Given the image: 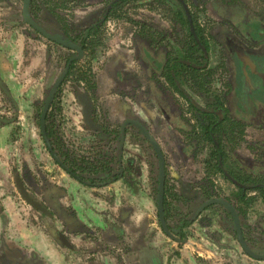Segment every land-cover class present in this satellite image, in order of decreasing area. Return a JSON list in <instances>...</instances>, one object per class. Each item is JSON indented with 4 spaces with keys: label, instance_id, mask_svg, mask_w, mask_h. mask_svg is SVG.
<instances>
[{
    "label": "crops",
    "instance_id": "crops-1",
    "mask_svg": "<svg viewBox=\"0 0 264 264\" xmlns=\"http://www.w3.org/2000/svg\"><path fill=\"white\" fill-rule=\"evenodd\" d=\"M262 2L264 0L256 3ZM261 6L246 8L250 13L261 15L259 20H250L244 28L247 41L254 49L260 43L264 46V33L258 30H264V8L260 13ZM130 19L136 25L116 19L107 21L110 26L107 45L101 55L90 57L91 86L79 92L86 93L92 103L91 121L95 128L89 130L83 119L82 123L89 130L95 149L107 147L113 153L120 151L116 171L99 173L92 176L91 181L81 183L59 166L62 171L54 166L57 170L52 179L42 182L47 179L46 174L35 176L32 165L42 162L41 169L46 172L48 154L24 150V138L16 137L12 132L19 118H5V109H0V264H264V260L250 258L241 250L233 233L222 228V218L204 213L216 205L202 211L185 226L182 239L178 236L169 238L161 229L157 221L154 180L150 179V175H154L156 158L146 165L136 143L151 146L134 126L126 125L122 133L121 126L131 120L139 122L160 146L165 162L166 207H171L172 198H192L194 180L188 176L190 173L185 167L188 163L171 167L168 161L171 155L173 160L178 157L177 149L178 152L184 149L171 129V92H167V89L171 90L170 85L155 72L158 68L160 73L163 70L161 60H166V52L160 51L148 37H140L142 23L152 27L151 31L148 28L145 31L154 36H162L165 27L171 25ZM13 27L2 26L0 34L3 36H0V91L7 100L15 103L14 92L9 87L15 82H12L8 61V55L14 51L10 53L6 46L8 32L13 31ZM28 35L20 38L17 47L20 45L25 51L28 44L31 71L40 73L39 80L43 81L53 73L48 66L49 55L53 56L49 45L53 44L46 46L37 42L36 36ZM235 40L241 43L238 37ZM37 51V56L41 54L42 69L35 67L38 59H32L33 52ZM250 52L261 55L264 47ZM35 84L36 80L29 76L24 91H30ZM40 90H44L42 86ZM73 90L76 92L77 89ZM78 94H74L75 111L82 112L77 102ZM19 106L22 108L14 107L17 113L28 108ZM42 108L43 105L39 129L43 140ZM50 110L51 107L47 114ZM100 113L105 116L104 123L93 119V115ZM17 123L18 127L23 125ZM101 128L106 134H99ZM32 139L36 138L33 136ZM43 143L48 153L44 140ZM18 160L22 165L17 169L14 165ZM114 175L119 178L111 181ZM21 189L41 210L22 197Z\"/></svg>",
    "mask_w": 264,
    "mask_h": 264
},
{
    "label": "rangeland",
    "instance_id": "rangeland-1",
    "mask_svg": "<svg viewBox=\"0 0 264 264\" xmlns=\"http://www.w3.org/2000/svg\"><path fill=\"white\" fill-rule=\"evenodd\" d=\"M109 1L110 0H34L32 14L36 23L47 29L53 30L57 28L61 30L69 38L75 40L76 44L80 46V38L83 32H85L90 25L98 26L99 20L102 17V11ZM197 1L199 0H186V4L189 12L192 13L196 21V27L201 30V38L206 43L208 51L207 69L202 72L201 76L202 81L206 83V87L201 88L199 86V78L198 80H191L189 75H185L184 77L180 75V78L185 80L184 83L181 84V89L185 90L189 97L200 107H205V100L203 98L205 95L204 90L206 89L214 96H220L229 110L231 111L232 109L233 114L237 115V112H241V108L237 105L238 97L235 96V92L231 90V86L235 83V73L233 60L231 61L228 55L229 47L226 45V41L227 39L232 41L238 37L247 50L251 49L255 52H257V50H262L264 46H262L261 43L255 49L251 46L245 36L247 33L244 31L246 24L250 20H259L261 15L258 16L256 13L254 14V12H248L246 8L244 9V7L238 5L237 2L227 5L222 2V0H209L206 4H201ZM259 1L261 0H249V3L253 6ZM153 2L154 4L152 6L154 7L151 13H149V7L140 9V6L133 7V3L126 5L123 8L126 13V18H138L140 20L139 22L142 20L144 22H164L165 24H170L171 27L168 28V26H166L162 36L160 34L154 36L143 30V33H139L140 37H148L154 45H158L160 51H165L167 54H170L171 57L182 56V49L184 47L182 44L184 45L188 33L185 27L179 25V22L176 20L177 17L174 16L177 5L172 1L164 2L158 0ZM22 5L23 0H0V34L2 32V26H6V28L11 26L17 27H13V31L8 32L9 37L8 42H6V46H8L10 53L14 51V53L8 55V61L11 67L10 74L12 76V82H15V85L9 86L14 92L12 98L15 96L13 99L15 103L7 100V97L0 91V109H5V118L15 119L17 117L16 119L19 118L17 122H21L25 125V127H23V125H19L20 127H18V125H16L18 123L16 122L12 131L16 137L21 135L24 138L25 142H23L22 145L24 150L30 149L38 154L40 152L44 155L48 154L50 169H48V166L47 171H43V169H41L43 165L42 162L39 165L35 162V165H32V167L35 176L46 174L45 177L47 176V179H42V182H49V180L52 179L53 172H56L55 170L57 169H61L54 162L50 153H47L45 150L40 135L39 114L49 90L65 69V59L71 54V51L61 47H55L54 44L51 45L50 42L48 43L46 39L29 28L21 18ZM164 6L171 8V10H173L172 13L168 14ZM263 8L264 2H262L260 13L263 12ZM109 27L107 22L102 26L99 25L98 29H95L98 31L94 30L96 33L90 37V44L88 43V47L84 49L83 46H80L83 55L81 59L78 60L77 67L73 70L72 75L62 81L63 83L57 88L56 95H54V99H56L53 113L54 117L49 119V125L51 127L50 132L52 133V142L54 144L52 147L56 148L61 159L70 165L77 174H83L81 175L83 177L88 175L89 178L100 173L101 165L104 161V157L101 158V155L106 149L105 147L101 150L95 149V145H93L95 143L89 136L90 132L82 123V112L75 111L76 103L73 89H77V92H84L86 89L90 88L91 81L87 73L89 72L90 57H95L103 53L107 45ZM223 33L228 37L227 39L218 36ZM28 34L36 36L37 42H41L46 46L50 44L49 46L51 49L49 52H53V56L52 54L49 55L50 59L48 62V66L53 69V73L49 74V78L43 80L44 82L39 80L40 73H35V70L31 71L29 66L30 58L27 53L28 44L25 46V51L20 45L17 47V43L20 44V38H23V36L27 38L29 37ZM38 52L39 51L33 52L32 59H38L35 67L37 69L41 67L42 69L43 64L40 63L42 62L40 57L41 54L39 53L37 56ZM162 60L161 66L164 67L163 70L160 73L161 69L158 68L155 72L164 78L166 60ZM30 73H33L34 77L30 75ZM29 76L35 79L37 84L32 86L33 88L31 87L30 91L26 92L24 91L26 88H24V86L29 80ZM35 77H37V79ZM257 81H264L263 73L260 78L251 84H255ZM246 83L248 84V82ZM41 86L44 89L42 92L40 90ZM169 87L171 90L167 89V92H171V94H169L171 98V129L176 133V138L180 141L179 146H181L184 151L178 152L177 149V156L179 158L177 157L173 160L171 155V159L168 161L171 162V167H176L178 163L185 165L188 163V165L185 166L190 173L188 176L194 180L191 185L195 188L194 192H197L196 194L200 197L197 199L198 201L196 200L194 203L192 200L190 201L187 199H171V207H166L164 211V215H166V226L169 232L176 235L178 233L177 227H179V224L192 218L193 215L191 214H194V210L199 205L198 202L201 201L203 197L210 196V199H222L231 204L238 215L246 245L255 254L263 255L264 203H262L254 193H250L249 196L256 198V200L248 203L239 202L238 194L232 184L226 181L220 173L207 165L208 161L212 163L210 156L211 148L201 136L200 124L203 123L201 122L202 117L191 108V106L178 94L175 88L171 85ZM19 105H25L28 106V108H25V111L17 113L14 107L17 106V108H19ZM55 108H58L59 111H55ZM16 113L17 115H15ZM230 113L232 114V112ZM104 118L105 116L103 113L93 115L94 120L101 121L102 123L105 121ZM249 121L250 120L244 121L248 124L244 140L246 146H250V149H245L244 147L243 149H237V147H235L238 143L237 133L235 132L233 136L236 138V141L234 144L228 146L226 154L230 162L238 161L244 172L253 176L262 177L261 175H264V159H262V155L264 154V130L262 129L264 128V119L251 120L253 123ZM100 131H104V129L101 128ZM33 136L36 138L35 140L32 139ZM136 144L141 148L139 154L146 165L147 163L149 165V161L155 160L154 152L147 144L140 142ZM232 146L235 149L231 152ZM177 147L176 145V148ZM125 161L127 162L126 159ZM126 162L124 165L125 168L128 167H126ZM21 165L22 161L18 160L14 167L18 169ZM54 166L57 169L54 168ZM150 179L155 182L156 167H154V175H150ZM154 198H156V192ZM218 206L204 213L206 215L214 217L219 216L222 218V228L233 233L229 216L224 209ZM233 236L235 237L234 233Z\"/></svg>",
    "mask_w": 264,
    "mask_h": 264
},
{
    "label": "trees",
    "instance_id": "trees-1",
    "mask_svg": "<svg viewBox=\"0 0 264 264\" xmlns=\"http://www.w3.org/2000/svg\"><path fill=\"white\" fill-rule=\"evenodd\" d=\"M153 1L158 0H110L105 5L104 10L102 11V17L99 20L98 26H102L110 19H116L118 22L123 21L131 25H136L135 21L126 18V13L123 8L126 5L133 3V7L140 6V9L149 7V11L151 13L152 8L154 7L152 6L154 4ZM160 1H172L175 3V5H177V9L174 11V16L177 17L176 20L179 22V25L185 27L188 33L185 38L186 41L184 42V45L182 44V46H184L182 49V56L171 57L170 54L166 53L164 78L165 80H167L169 85L177 90L178 94L191 106V108L202 117L201 122L203 123L200 124L201 136L203 137V140H205L206 143L210 145L211 148L210 156L212 163L208 161L207 165L220 173L226 181L232 184L238 194L239 202L248 203L250 201L256 200V198L249 196L250 193H254L259 198V200L264 203V175H261L262 177H259L244 172L241 169L242 166H240L238 161L230 162L229 157L226 154L228 146L234 144L236 141V138L233 136L235 132L237 133L238 139V143L235 145V147H237V149H243V147L245 149H250V146H246V142L244 140L245 131L248 126V124L244 121L250 120L249 122L253 123V120L261 118L264 119V81H257L255 84H251L258 78H260L262 76V73L264 75V53L261 55L253 54L252 52H250V50H247L246 48H244V46L240 45L241 43L237 42L236 40L229 41V39H227L228 37L224 33L223 35L220 34L222 37H225L227 39L226 45L229 47L228 55L229 58H231V61L233 60V64L235 60V83L231 86V90L235 92V96L238 97L237 105L241 108V112H237V115L233 114L232 109L231 111L229 110V108L226 106V103L220 96H214L206 89L204 90L205 95L203 98L205 100V107H200L189 97L185 90L181 89V84H183L185 80L180 78V75L183 77L185 75H189L191 80H198L199 78V86L201 88L206 87V83L201 79L202 72L207 69L208 63V51L206 43L202 40L200 33L201 30L196 27V21L194 20L192 13L189 12L187 7V11L191 17L192 22V30L190 28L186 12L182 6V3L187 6L186 0H181L182 2H180L179 0ZM208 1L209 0H199L197 2L206 4ZM222 2L226 3L227 5L238 2V5L244 7V9L251 6L249 0H222ZM33 3L34 0L31 1V4L29 6L32 18L34 17L32 14ZM256 4L257 6L262 5V3H255L253 6L257 7ZM164 7L168 11V14L172 13L173 10H171V8H169L168 6ZM98 26L96 27V25H90L85 30V32H83L79 44L80 46H83L84 49H86L90 44L89 39L96 33L94 32V30L98 29ZM141 26L143 30L148 28V31H151L150 28L152 27L149 24L142 23ZM45 30L48 32L52 29L46 28ZM258 30L264 33V30ZM56 31L60 34L62 33L66 39L69 38L61 30L57 29ZM255 32H257V30ZM65 61H67V58L65 59ZM76 65L77 64L75 62L70 65V70L67 78L72 75L73 70L77 67ZM246 82H248V84ZM55 105L56 99L53 100L52 104L50 105L51 110L48 114H46L45 117V128L48 141L53 152L57 155L58 159L61 161L65 169H67L68 173L79 182L85 183L86 181H88V179H83L81 177V175L83 174H77L70 165H68L64 160L61 159L56 151V148L52 147V145L54 144L52 142V133L50 132L51 127L49 125V119L54 117L53 113ZM55 111H59V109L55 108ZM230 112H232V114ZM262 129L264 130V128ZM101 143H104V141H102ZM149 148L152 150L151 147ZM234 149L235 148L232 146L231 152ZM107 150H109V148L106 147V151H104V153L101 155V158L104 157V161L101 165L100 173H112L116 171L115 169H117L118 167V158L120 156V151L114 150V154H112L113 152ZM155 158L156 179L154 185L155 192L157 193L158 167L156 155ZM262 159H264V154L262 155ZM118 178V176L114 175V178L111 179V181H115ZM202 199H205L204 201H207L210 199V196L203 197ZM163 204L165 211V199L163 201ZM221 208L225 210L228 216H230L229 212L225 208ZM189 223L190 220L183 222V226H187Z\"/></svg>",
    "mask_w": 264,
    "mask_h": 264
},
{
    "label": "water",
    "instance_id": "water-1",
    "mask_svg": "<svg viewBox=\"0 0 264 264\" xmlns=\"http://www.w3.org/2000/svg\"><path fill=\"white\" fill-rule=\"evenodd\" d=\"M180 2H182L181 0H179ZM31 3V0H23V5H22V11H21V17L22 20L31 28H33L37 33H39L41 36H43L44 38H46L47 40H50L66 49H70L72 51L77 52V56H73L70 58L66 68L64 69L63 74L56 80V82L53 84V86L51 87V89L49 90V93L47 95V97L44 100V104H43V108H42V112H41V119H40V125H41V133L43 136V140L45 142V145L49 151V153L51 154L53 160L58 164V166H60L63 170H66L65 167L63 166V164L59 161L58 157L55 155V153L53 152V150L51 149L50 143L48 141L47 138V134H46V130H45V117L46 114L49 110L50 104L53 101L54 95L56 93L57 88L59 87V85L61 84V82L63 81L64 77L66 76L70 64L75 61V60H79L81 59L82 55H83V51L82 48L73 44L72 42L62 39L59 35H52V34H48L45 32V30H43V28H41L39 25H37L32 18L30 17L29 14V5ZM182 6L186 12V16L190 25V28L192 30V22H191V17L187 11V6L185 4L182 3ZM77 102L80 104V106L82 107V116H83V122L84 124L89 128V130H93L95 128V125L93 124V122L90 119L91 116V111H92V104H91V100L89 99V96L86 93H79L77 95ZM132 125L134 126L137 130H139V132L142 134V136L146 139V141L148 142V144L151 146L152 150L154 151L156 157H157V167H158V173H157V194H156V208H157V213H158V221L159 224L161 226V229L163 230V232L169 237V238H174L173 235L169 232L167 226H166V221H165V215H164V186H165V162H164V157L163 154L161 152V149L159 147V145L157 144V142L154 140V138L149 134V132L137 121H127L125 122L122 126H121V133L123 132V129L126 125ZM122 138V137H121ZM68 172V171H67ZM21 195L22 197L33 207L41 210V208L39 207V205L35 202H33L26 194L25 192L21 189ZM211 205H219L223 208H225L231 218H232V227H233V231L235 232L236 235V240L238 241L240 247L242 248L243 252L249 256L250 258H253L255 260H264V254L263 255H258L255 254L254 252H252L248 246L246 245L244 238H243V234H242V230H241V225L239 222V218L237 213L235 212L234 208L231 206L230 203L222 200V199H210L208 201H206L204 204H202L194 213L193 216V220H195L197 218V216L206 208L209 207Z\"/></svg>",
    "mask_w": 264,
    "mask_h": 264
},
{
    "label": "flooded vegetation",
    "instance_id": "flooded-vegetation-1",
    "mask_svg": "<svg viewBox=\"0 0 264 264\" xmlns=\"http://www.w3.org/2000/svg\"><path fill=\"white\" fill-rule=\"evenodd\" d=\"M31 17V16H30ZM22 18V17H21ZM32 18V17H31ZM32 20L34 21V19L32 18ZM35 22V21H34ZM36 23V22H35ZM37 25H39L41 28H43V30H45L46 28L45 27H43V26H41L40 24H38V23H36ZM27 25V24H26ZM28 26V25H27ZM29 28H31L30 26H28ZM32 30H34L33 28H31ZM57 29V28H56ZM56 29H53V30H50V31H46L45 30V32L46 33H48V34H52V35H59L62 39H65V40H68V41H70V42H72L73 44H75V45H77L76 44V41L75 40H73V39H71V38H68V39H66L65 38V36L61 33H58L57 31H56ZM34 32H36L35 30H34ZM37 33V32H36ZM37 34H39V33H37ZM40 35V34H39ZM41 36V35H40ZM41 37H43V36H41ZM44 38V37H43ZM44 39H46V38H44ZM47 40V39H46ZM48 42H50V43H52V44H55V45H57V46H59V47H61V48H64V47H62V46H60V45H58V44H56V43H54V42H52V41H50V40H47ZM240 45H242V44H240ZM77 46H79V45H77ZM243 46V45H242ZM80 47V46H79ZM82 47V46H81ZM64 49H66V48H64ZM66 50H68V51H72V50H70V49H66ZM73 56H77V52H75V51H72L71 52V55H69L68 57H67V61H65L66 63H65V68H66V66H67V64H68V62H69V60H70V58L71 57H73ZM78 60H75V61H73L72 63H74V62H77ZM71 63V64H72ZM70 64V65H71ZM234 65H235V60H234ZM69 70H70V67H69ZM69 70H68V72H67V74H66V76L64 77V79H63V81L64 80H66V78H67V75L69 74ZM63 72H64V70H63ZM63 72H62V74H63ZM61 74V75H62ZM60 75V76H61ZM59 76V77H60ZM61 83H63V82H61ZM61 85V84H60ZM59 85V86H60ZM58 90V89H57ZM57 92V91H56ZM79 92H77V90H76V92H75V94H78ZM55 95H56V93H55ZM53 100H54V98H53ZM53 102V101H52ZM52 104V103H51ZM50 104V105H51ZM92 104V103H91ZM50 108V107H49ZM82 108V107H81ZM91 113H92V111H91ZM132 126V125H131ZM45 130H46V128H45ZM102 133H104L103 131H99V134H102ZM52 149V148H51ZM48 153H49V151H48ZM51 155V154H50ZM52 157V156H51ZM60 161V160H59ZM61 162V161H60ZM57 164V163H56ZM58 165V164H57ZM60 167V166H59ZM61 168V167H60ZM66 171V170H65ZM67 172V171H66ZM68 173V172H67ZM69 174V173H68ZM70 175V174H69ZM71 176V175H70ZM72 177V176H71ZM83 179H88V181L90 180H92L91 178L92 177H90V179L89 178H86V177H83V176H81ZM74 178V177H73ZM194 193V194H193ZM197 192H192L191 193V195H193V197L192 198H190L189 200L191 201H193V203H194V201H196L198 198H200V197H198V194H196ZM157 194V193H156ZM198 201V200H197ZM208 201V200H207ZM206 201H204V200H202L201 199V201H199L198 203H199V205H198V207L194 210V213L196 212V210L202 205V204H204ZM212 206H214V205H211V206H209V207H206L204 210H206V209H208V208H210V207H212ZM216 206H218V205H216ZM157 209V208H156ZM203 210V211H204ZM225 211V210H224ZM157 215H158V213H157ZM191 215H193L194 216V214H191ZM200 215V214H199ZM198 215V216H199ZM193 216H192V218H193ZM197 216V217H198ZM190 219V222L192 223L193 222V219ZM231 218V216H229V219ZM232 219H230V221H231ZM161 227V226H160ZM185 226H183V223L182 224H179V227H177V231H178V233L176 234V235H174L172 232H171V234L173 235V237H175V236H178V237H180L181 239L183 238V234H182V230H183V228H184ZM231 227H232V222H231ZM232 231H233V227H232ZM233 233H234V235H235V232L233 231ZM235 239H236V235H235ZM237 241V240H236ZM238 242V241H237ZM239 244V243H238ZM243 251V250H242Z\"/></svg>",
    "mask_w": 264,
    "mask_h": 264
}]
</instances>
